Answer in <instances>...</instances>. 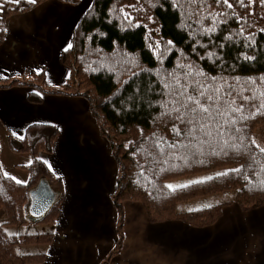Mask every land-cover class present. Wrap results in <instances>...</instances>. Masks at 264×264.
<instances>
[{
  "label": "trees",
  "instance_id": "16d2710c",
  "mask_svg": "<svg viewBox=\"0 0 264 264\" xmlns=\"http://www.w3.org/2000/svg\"><path fill=\"white\" fill-rule=\"evenodd\" d=\"M46 1L0 0V45L9 17ZM61 62L69 76L60 87L47 86L39 74L0 82V89L34 88L33 104L45 94L87 99L118 166L112 197L117 242L101 264L123 247L126 201L141 202L152 222L181 220L194 227L212 225L232 203L244 210L264 205V145L254 139L264 124V0H92ZM177 81H198L205 90L201 104L209 111L193 116L173 103ZM187 94L199 96V89L190 87ZM58 135L49 124L30 125L22 138L9 135L10 150L31 157L23 167L30 177L24 184L15 181L0 161V264L45 263V251L18 248L52 243L61 198L36 219L49 226L46 232L10 234L5 227L28 223L30 191L41 180L60 182L39 157L53 152ZM210 171L217 173L169 185ZM211 196L223 201L202 206L199 199ZM189 202L196 206L185 208Z\"/></svg>",
  "mask_w": 264,
  "mask_h": 264
},
{
  "label": "crops",
  "instance_id": "0c3cea01",
  "mask_svg": "<svg viewBox=\"0 0 264 264\" xmlns=\"http://www.w3.org/2000/svg\"><path fill=\"white\" fill-rule=\"evenodd\" d=\"M85 11L81 4L48 0L9 17L0 45V82L43 74L47 86L64 85L69 70L61 54L71 47ZM32 92L28 86L0 89V137L8 145L9 135L22 138L33 124L59 129L53 152L39 154L60 179L52 187L62 201L51 226L53 241L38 250L46 252L44 264H101L117 242L112 197L118 166L111 145L86 98L45 94L33 104ZM26 165L14 164L12 175L1 163L3 172L22 184L30 177ZM124 217L123 247L108 264H264V205L248 210L226 205L216 222L204 227L181 220L152 222L141 202L126 201Z\"/></svg>",
  "mask_w": 264,
  "mask_h": 264
},
{
  "label": "rangeland",
  "instance_id": "374dc122",
  "mask_svg": "<svg viewBox=\"0 0 264 264\" xmlns=\"http://www.w3.org/2000/svg\"><path fill=\"white\" fill-rule=\"evenodd\" d=\"M91 3H92V0H81V9H83L85 11L86 9L89 8ZM0 135H1V133H0ZM0 139H1V146H2V148L0 147L1 148L0 161L3 165V169L5 170V172L13 175L15 173L14 164L15 165L16 164H25L26 165L30 162L29 161L30 156H29V154L24 155V154H16V153L12 152L10 150L9 146L6 144L3 135H2V137H0ZM254 139L260 146L264 145V124H260L257 126V128L254 132ZM215 173H217V171H215V172L210 171V172H205V173H201V174L185 176L182 178L171 180L169 182V185L171 187H179V186L187 185V184H190V183H193L196 181L205 180ZM27 174H28V172H27ZM199 200H200V203L202 206H207V205H213L215 203H219V202L223 201V198L220 196H211V197L201 198ZM199 200H197V201H199ZM194 204L196 206V203L189 202V203L184 204V206H185V208H192L194 206ZM26 216L28 218V223L26 225H24V226H6L5 230L10 234L44 233L48 230V228H49L48 225L38 224L36 222L37 218H35L32 215L29 206L26 207ZM39 246H41V245H39ZM38 249L39 248L37 246H22V247L18 248L19 252H22V253H34V252H38L39 251ZM39 252H42V251H39Z\"/></svg>",
  "mask_w": 264,
  "mask_h": 264
},
{
  "label": "water",
  "instance_id": "95a60500",
  "mask_svg": "<svg viewBox=\"0 0 264 264\" xmlns=\"http://www.w3.org/2000/svg\"><path fill=\"white\" fill-rule=\"evenodd\" d=\"M56 193L51 184L43 179L30 191V211L35 218L43 217L53 206Z\"/></svg>",
  "mask_w": 264,
  "mask_h": 264
},
{
  "label": "snow or ice",
  "instance_id": "6c2138e0",
  "mask_svg": "<svg viewBox=\"0 0 264 264\" xmlns=\"http://www.w3.org/2000/svg\"><path fill=\"white\" fill-rule=\"evenodd\" d=\"M26 2L34 4L35 0H26ZM188 74L191 75V73H188ZM190 87L193 89V91H196L197 89H199V96L188 95L187 93ZM177 88H178V91H177L176 98L173 101V103L181 104L182 107L185 110L189 111L191 114H193V116L197 114L198 112H208L209 111L207 107H204L201 104L200 97L205 96V90L203 86L199 84L198 81H196L192 85H180L179 81H177ZM207 99L212 100L213 97L209 95L207 96ZM190 103L191 105H194V107L190 106ZM177 111H179V109H177ZM189 122L191 123L192 121H189ZM226 174L227 173H224L222 175H226Z\"/></svg>",
  "mask_w": 264,
  "mask_h": 264
}]
</instances>
